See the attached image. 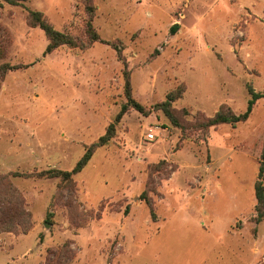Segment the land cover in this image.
Returning <instances> with one entry per match:
<instances>
[{
	"label": "rangeland",
	"instance_id": "rangeland-1",
	"mask_svg": "<svg viewBox=\"0 0 264 264\" xmlns=\"http://www.w3.org/2000/svg\"><path fill=\"white\" fill-rule=\"evenodd\" d=\"M92 3L100 42L82 49V0H0V177L21 194L36 233L25 258L10 256L12 242L30 231L1 233L0 264H48V250L66 241L69 264H264L254 191L264 98L245 122L197 127L223 105L239 115L251 93L264 95V0ZM28 10L77 47L46 53ZM126 75L143 113L128 103ZM110 125L114 136L72 177L73 191L36 177L71 171ZM90 227L98 234L84 255L75 235Z\"/></svg>",
	"mask_w": 264,
	"mask_h": 264
},
{
	"label": "trees",
	"instance_id": "trees-1",
	"mask_svg": "<svg viewBox=\"0 0 264 264\" xmlns=\"http://www.w3.org/2000/svg\"><path fill=\"white\" fill-rule=\"evenodd\" d=\"M5 3L17 6L21 5L26 0H2ZM85 12L87 14L88 20L86 23V34L88 37L87 45H81V48H86V46L93 44L94 42H100L98 34L93 28L92 20L94 18L95 7L92 3V0H82ZM28 24L31 27H39L45 34L48 39V45L46 47V53H51L55 49L60 46H71L77 47L74 39L71 36H68L62 32L57 31L53 26H51L48 22L45 21L43 14L40 11H32L28 10L27 15ZM175 30V29H174ZM128 76V75H126ZM125 93L127 96L128 103L132 105L138 112L143 113V108L136 103L131 96V86L129 81V76L126 78L125 82ZM168 101L174 100L172 94L168 95ZM264 98V95H259L256 93H251V99L248 101L247 109L242 114H235L230 107L223 105L220 107L218 112L211 118H205L203 121L197 123V127L199 129L216 127L219 125H236L241 122H245L248 120L253 105L259 99ZM163 111L165 115L168 117L173 126L180 128L182 131L184 130L183 125L179 121V119L171 112L167 105H164ZM126 111V107H122L121 111L115 118V122H118L123 114ZM114 125H110L106 134L99 138V140L92 144L90 147L86 149V152L82 156V158L78 161L75 167L71 171H62V170H47L40 172L36 175L39 178H60L62 182L71 186L73 191V182L72 177L82 171V169L86 166L88 161L90 160L93 151L96 148L106 145L114 136ZM257 181L254 185L255 198H256V207L255 210L257 212L256 222L264 221V187H263V179H264V161H260L259 165V173L257 176ZM6 177H0V234L3 232H11V233H22L26 234L32 228V224L30 221V214L26 211L24 207V201L21 194L12 187V185L6 182ZM144 195L140 196V200L143 199ZM72 243L70 241H66L62 247L57 250H48L47 252V263L48 264H69L71 260L74 258V252L71 249Z\"/></svg>",
	"mask_w": 264,
	"mask_h": 264
},
{
	"label": "crops",
	"instance_id": "crops-1",
	"mask_svg": "<svg viewBox=\"0 0 264 264\" xmlns=\"http://www.w3.org/2000/svg\"><path fill=\"white\" fill-rule=\"evenodd\" d=\"M193 209V208H192ZM191 210V209H190ZM173 218V217H172ZM215 219H211V221H214ZM170 221V219L167 221V223ZM231 221V220H230ZM229 221V222H230ZM104 224H107V222L103 221ZM215 222V221H214ZM35 230L32 229V231H30L28 233V235H20V236H16L14 237V241L12 243H14V247L11 249V253H10V256H13V254H17L18 252L21 251V254L19 257H26V256H29V254H31V252L29 251V249H24L22 248V244L23 246L26 245V242L28 241H31L32 238H34L35 236V232L33 231ZM97 231L98 230H93L91 227L88 228V229H84L82 231V233L78 234V235H75L76 238L78 237V240H76V243L77 245L80 246V248H82L81 252H83V254L85 255V253L87 252V248H88V244L91 242L92 238L97 236ZM34 232V233H33ZM211 235V234H210ZM32 236V237H31ZM72 237H70L71 239ZM87 238V239H86ZM4 239L3 236H0V240ZM88 240V241H87ZM81 242H85L86 244H81ZM74 245V244H72ZM84 245H86V248L84 247ZM24 249V250H23ZM9 258V257H8ZM7 259V258H6ZM39 263V262H38Z\"/></svg>",
	"mask_w": 264,
	"mask_h": 264
},
{
	"label": "built area",
	"instance_id": "built-area-1",
	"mask_svg": "<svg viewBox=\"0 0 264 264\" xmlns=\"http://www.w3.org/2000/svg\"><path fill=\"white\" fill-rule=\"evenodd\" d=\"M147 139H148V140H152V139H153V135H152V134H148V135H147Z\"/></svg>",
	"mask_w": 264,
	"mask_h": 264
}]
</instances>
